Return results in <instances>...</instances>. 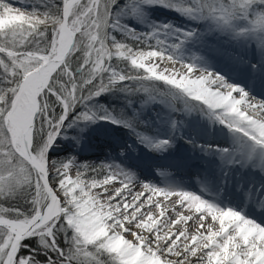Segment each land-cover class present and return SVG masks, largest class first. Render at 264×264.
<instances>
[{
    "label": "snow or ice",
    "instance_id": "obj_1",
    "mask_svg": "<svg viewBox=\"0 0 264 264\" xmlns=\"http://www.w3.org/2000/svg\"><path fill=\"white\" fill-rule=\"evenodd\" d=\"M113 2L43 0L41 11L0 0V264H264V225L239 212L187 191L134 185L107 165L77 168L49 156L73 107L124 81L164 82L212 110L241 145L264 149V102L218 74L197 75L163 48L117 41ZM174 7L264 28V0ZM94 118L111 119L75 116Z\"/></svg>",
    "mask_w": 264,
    "mask_h": 264
},
{
    "label": "bare ground",
    "instance_id": "obj_2",
    "mask_svg": "<svg viewBox=\"0 0 264 264\" xmlns=\"http://www.w3.org/2000/svg\"><path fill=\"white\" fill-rule=\"evenodd\" d=\"M9 2L13 3L14 6H20L18 0H9ZM153 8L158 9L156 12L164 13L159 7L145 4L140 6L139 10L132 11L130 16H123L122 18L131 26V30L142 35L140 31L144 32L149 28L147 20L151 19L150 10ZM172 13L171 15L178 21L174 20L173 17L172 19L163 17L160 21L167 23L171 31L176 25L174 33L179 35L182 29L184 37L179 39L178 55H170L177 57L175 59L181 63L192 65L197 75L199 72L218 74L223 77L225 82L238 86L256 102H264V28L240 27L231 20L221 22L214 17L201 19L193 15L189 18L183 14ZM124 27L129 28L128 25H124ZM123 32L128 31L123 30ZM162 33L167 34L166 27ZM170 36L173 35L170 34ZM143 45L150 46L151 43H144ZM181 63L160 62V67L162 70L175 68L177 71H181L183 70ZM235 94L239 95V93ZM152 107L153 104L147 100L138 110L142 114L148 115L153 111ZM204 107L207 114L203 118L185 116L187 119L184 120L183 117V123L179 122L177 116L167 113L163 118L166 123L160 122L157 124L158 127L153 125L150 134L161 133L166 134L167 138H172L176 132H189L198 138H204L205 141L200 144L207 149L211 146L216 148L222 146L221 152H213L212 150L208 154L185 150L187 154H183L177 152L174 147L171 151L167 143H158L159 146H155V143L148 136L130 135L137 139V144L141 147H152L153 155L146 162L162 161L167 169L161 173L158 171L155 174L147 173L142 169L141 164L137 168V173L132 172L129 170V162L132 166L137 164V160L132 156L125 155V162H122V165L114 163L113 160L115 159H109L110 156H114L113 149L118 144L115 141L110 142L112 132L110 119L94 118L82 122L79 129L81 140L78 151L83 157L88 155L96 157L99 163L112 161L114 163L112 169L129 175L134 185L148 184L165 190L187 191L219 208H231L245 218L264 225V215L261 212V209H264V149L259 147L250 149L246 142L243 151L236 155L237 144L234 143L233 139L227 137L228 132L233 133V131L226 129L224 133L225 124L211 114L212 110ZM95 145L97 147L105 145L108 150H99ZM197 159H200L202 163L197 164ZM82 162L83 160H79V165ZM233 162L235 163L234 173L231 176L229 170ZM198 165L204 167L201 168ZM72 174L75 175V172L72 171ZM190 175L192 177H189ZM242 177H246L248 182L243 184L241 190L239 189L238 193L233 195L232 193H235L234 189ZM227 186L232 190L231 193L225 192ZM136 190L143 191V188L136 187ZM159 198L162 199L163 197ZM188 226L190 228L195 227L191 221H188Z\"/></svg>",
    "mask_w": 264,
    "mask_h": 264
},
{
    "label": "rangeland",
    "instance_id": "obj_3",
    "mask_svg": "<svg viewBox=\"0 0 264 264\" xmlns=\"http://www.w3.org/2000/svg\"><path fill=\"white\" fill-rule=\"evenodd\" d=\"M18 1L20 2V0ZM55 2L56 4H59L60 0H55ZM189 2L190 0H114L111 5L110 12L111 19L115 21V24L109 31L117 41L125 43L130 47L145 50H147L146 48L148 47L163 48L168 54L177 56L179 53L178 50L180 46L179 39L184 37L182 35L184 34V32L181 29L179 35H176L174 33V28H176V25L173 26V31H171L167 23L161 22L160 20L163 17H169L172 19V12H176L177 15L183 14L185 16H189V18L193 15H196L197 18L201 19L212 17L207 15L201 16L199 13L195 12L185 13L183 11L177 10V8L174 7V5H177L179 3ZM145 4H150L153 7H159L162 11H164V13L159 11L156 12V10L158 9H151V19L147 20L149 28L144 32L140 31L142 35H138L135 31L130 29L131 26L127 24V22L123 20L122 17L130 16L132 14V11H134L135 9L139 10L140 6ZM19 5V7L25 8L27 10H32L33 8H35L43 11L44 8H42L41 6H44L43 0H24V2L20 3ZM118 17L119 21L117 22ZM173 19L178 21V19L175 17H173ZM231 21L233 23H236L240 27L250 26L249 22L245 19L235 18ZM124 25H128L129 28H125ZM164 27H166L167 34L162 33V31H164ZM123 30H127L128 32H123ZM170 34L173 36H170ZM144 43H151V45L145 46L143 45ZM175 58L177 57H174V59ZM113 63L117 64L118 62L114 60ZM126 64V61H120L119 67L125 68ZM170 91L179 97V100L177 102L171 98L172 94L169 93ZM117 96H120V99L123 100L124 107L129 110V114L122 110H120V112L117 114L114 113V110L112 109L114 106L113 100L117 102L119 100ZM187 98L188 97H186L185 94H183L179 90L174 89L161 81H145L143 84H140L136 81H126V83L117 82L116 85H114L109 90L92 97L89 101L86 102V104L75 105L73 107L72 112L69 113L67 116V119L61 130L60 135L56 137L55 142L49 148V156L52 160L60 162L74 160L72 162L75 166H77V168L84 165L91 167L107 165L109 168H112L114 167L112 166V164L114 163L122 165V162H125L124 156L127 155L128 157L132 156L134 157V159L137 160V164H134L133 166L131 165V162H129V170L134 173H137V168L141 164L142 169H144V171H146L147 173L150 172L155 174L156 171H158V173H161V171L166 170L167 167L162 164V161H156L154 163L146 162L150 160L153 155L152 147H141L137 144V139L130 136L131 134L148 136L155 143V146L158 145V143H167L168 148L171 151L173 150L172 147H174L177 152L179 151L183 154H187L185 152V148H190L192 151L198 149L199 151H195L196 153L199 152L209 154L212 150L213 152H221L222 146L219 148L211 146L207 149L202 144H200L205 141L204 138H198L196 135L189 132H176L175 136H173L172 138H167V136H165L166 134L161 133H156L152 135L150 134L153 125L157 126V124L160 122L166 123L163 118L165 117L164 115H166L167 113H171L173 114V116H177L180 123H183V117L184 120L187 119L185 116L203 118L204 115L207 114V110L202 104L191 98ZM147 100L150 101L151 104H153V111L148 115L142 114V112L138 110L139 107L141 108V105L147 102ZM86 110H91L92 112L96 113L97 117H111L110 122L112 123V132L110 134V142L115 141L116 143H118L116 144L117 146H115L114 144V156L109 157L110 160L115 159L113 160L114 163L112 161L99 163L96 157H92L89 155L83 157L81 156V152L78 151V145L81 140L79 138V129L82 122L84 121L75 119V116L78 115L80 112ZM136 125L138 127H140L141 125L142 129H139ZM226 129L229 128L225 124L224 133L226 132ZM227 135L229 139H233L234 143L237 144V149L235 151L236 155L242 152L244 149V145H241L238 142V134L233 131V133L228 132ZM59 140H61V142H59ZM95 147L97 146L95 145ZM97 148L103 151L108 150L105 145L98 146ZM122 152L124 153L122 154ZM139 158L141 159L138 160ZM236 158L238 157L236 156ZM79 160H83L80 165L78 163ZM196 163H202V161H200V159H197ZM234 165L235 163L233 162L229 170V174L231 176H233L234 173ZM199 166L201 168L204 167L198 165V167ZM72 171L76 173L77 169L74 168ZM79 171L84 172L86 170L81 168L79 169ZM189 177H192V175H190ZM99 178L103 179V175H101ZM247 182L248 179L246 177H242V180H240V183H238V185L234 189L235 193L232 194L235 195L236 193H238L242 185ZM225 192L231 193L232 190L227 186L225 187ZM261 212L262 215H264V209H261Z\"/></svg>",
    "mask_w": 264,
    "mask_h": 264
},
{
    "label": "trees",
    "instance_id": "obj_4",
    "mask_svg": "<svg viewBox=\"0 0 264 264\" xmlns=\"http://www.w3.org/2000/svg\"><path fill=\"white\" fill-rule=\"evenodd\" d=\"M42 6V8L44 7L43 5H41ZM43 10H44V8H43ZM123 83H126V81L125 82H123ZM170 94H172V99L174 100V101H178L179 100V97L178 96H176L175 94H173V92H169ZM118 98H119V100L116 102L115 100H113V102H114V106H113V110H114V113L115 114H117V113H119L120 112V110H122V111H124V112H126L127 114H129V111H128V109L126 108V107H124V102H123V100L122 99H120V96H117ZM188 99V98H187ZM122 100V101H121ZM191 100V99H190ZM116 107V108H115ZM27 243L29 244V246H30V248H35V247H37V243H36V239L35 238H32V239H29L28 241H27ZM25 251H27V250H25Z\"/></svg>",
    "mask_w": 264,
    "mask_h": 264
}]
</instances>
